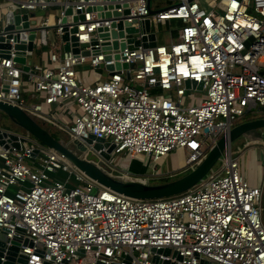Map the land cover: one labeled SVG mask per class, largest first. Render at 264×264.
<instances>
[{"label":"built area","instance_id":"built-area-1","mask_svg":"<svg viewBox=\"0 0 264 264\" xmlns=\"http://www.w3.org/2000/svg\"><path fill=\"white\" fill-rule=\"evenodd\" d=\"M63 1L7 0L11 11L25 10L29 21H36L28 27L36 28L34 49H50L44 62H30L23 71L15 61L14 39L10 49L0 48V100L67 134L72 143L86 145L78 154L102 163L110 175L142 183L156 176L122 164V169L117 163L112 167L122 153L128 154V162L143 161L144 154L161 162L180 151L185 156L181 169L194 167L241 118L254 111L264 114V0H178L157 10L152 0L150 5L148 0H78L75 8L83 10L84 19L75 24L74 34L89 56L63 48ZM99 4L104 9L94 8ZM51 6L60 7L56 22L49 14H36ZM125 8L130 9L126 15ZM115 10L121 15L103 16ZM172 18L182 25L177 39L165 44L144 47L146 33L129 34L125 25L123 36L111 35L113 22L129 21L140 28L146 19L152 26ZM73 26L70 15L68 28ZM51 28L56 33L52 40ZM99 28L109 38L102 39ZM114 40L125 42L124 50L103 49V42ZM137 42L136 48H128ZM117 61L133 66L105 68ZM82 66L88 69L81 71ZM28 87L30 97L42 102L27 100ZM90 136L114 144L110 160L101 155L107 147L95 150L85 141ZM24 137L20 149L0 147L5 254L17 237L27 264H264V157L256 184L240 168L243 149L231 148L187 191L135 199L101 186L57 152ZM36 148L39 152L32 156Z\"/></svg>","mask_w":264,"mask_h":264},{"label":"water","instance_id":"water-1","mask_svg":"<svg viewBox=\"0 0 264 264\" xmlns=\"http://www.w3.org/2000/svg\"><path fill=\"white\" fill-rule=\"evenodd\" d=\"M77 1L78 0H67L60 3L61 10L63 11L62 23L64 25V33L61 36L62 41H64L63 48L65 51H72L75 54L81 52L83 55L89 56V51L81 50L78 38L74 34L77 31V27L75 24L79 19H84V14L82 13L83 10L75 8ZM148 5H150V0H148ZM124 6L127 7L128 4L125 3ZM107 7L109 9H112V5H109ZM94 8L98 10L104 9L100 4ZM88 9L90 10L91 7H89ZM151 11L155 12L154 10ZM21 12L23 13V15L20 14ZM21 12L15 13L14 11L10 10L5 13V21L7 25L5 27L2 26L0 29V48L10 49V39L13 38L15 42L14 48L17 51L15 61L18 64L22 65L21 69L23 71H28L30 69L28 56L33 53V40L36 37V28L28 27L29 25H34L36 21H29V15L25 10H21ZM129 12L130 9L125 8L124 14L126 15ZM34 15L35 13L32 12L31 16ZM70 15H72V19L74 22V26L71 29L68 28V16ZM112 15L119 16L121 15V13L116 10L113 12L107 11L103 16L111 17ZM21 21H23L22 24ZM124 25L126 26V31L129 34L139 31L146 33V35L142 38L144 47H154L157 45V33L152 31L150 19H146L140 28L132 26V23L129 21L119 22L118 24L116 22H113L111 25L112 38L115 39L118 36L124 35V32L122 30ZM115 27H118V29L120 30H116ZM25 30H29L30 34H27ZM103 30L104 29L102 28L98 29L100 37L102 39L109 38V33L103 32ZM105 30H107V28ZM4 33H6V36H4ZM93 42L95 43L96 41L94 40ZM129 42H131V40H129ZM138 44L139 42H137L136 45H128V48L134 49ZM102 45L104 50L118 49L119 47L121 50H124V48L126 47L125 42H122L119 45L117 40H114L112 44L109 42H103ZM94 53H96V51H94ZM115 58L118 59L119 54H116ZM106 59H111V56L107 55ZM132 66L133 64H121L117 61L115 64L105 66V68L109 71H112L114 69L120 70L121 68L128 69ZM86 67L88 68V66ZM97 67L104 68V64H100ZM129 77L130 72L127 70V78L129 79ZM189 85L190 81H187V86L189 87ZM198 88L202 89V84H199ZM0 112L5 114L16 126L23 129L27 133V135L33 136L38 142L57 152L59 155L64 157L72 165L84 172L88 177L96 181L101 186L108 188L116 193L135 199H155L185 192L199 183L217 165V163L222 158L225 150L231 149L232 142L236 139L241 137L252 141L264 140V114L260 113L254 118L246 119L230 127L216 140V142L209 148L206 156L202 159V161L191 171L170 181L160 183H142L138 181H125L120 178L114 177L106 171L102 163L97 164L91 159H85L81 157L78 152H76L63 140L55 138L46 126L39 123L22 108L0 100ZM25 140L26 138L24 136H20L19 133L0 128V147L4 149L9 148L10 146L20 149L21 141ZM85 141L92 144L95 150H100L103 147H107V151H101V155L106 160H110L111 152L114 149L113 143L105 141L103 138H95L94 136H90ZM38 152L39 149L36 148L32 152H30V154L32 156H36ZM262 216L264 222V193ZM7 231V229H3L0 233V264H27V256L22 252L19 253L20 249L18 246L17 237L10 241L11 245L8 246L6 254L4 253L6 250L5 247L7 245L6 242L8 240L6 234ZM26 242H29V240H27ZM168 251L169 250L167 249L166 252ZM79 254L83 255V251H80Z\"/></svg>","mask_w":264,"mask_h":264},{"label":"rangeland","instance_id":"rangeland-1","mask_svg":"<svg viewBox=\"0 0 264 264\" xmlns=\"http://www.w3.org/2000/svg\"><path fill=\"white\" fill-rule=\"evenodd\" d=\"M203 2L206 3V1L208 0H201ZM7 0H0V29L2 27V14L5 11H10L11 7L7 6L8 4H6ZM178 0H152V8L154 9H161V8H167L168 6L177 3ZM6 4V6H5ZM3 5V6H1ZM12 9L17 10V7L14 6ZM56 9H58V6H51L48 10H37L36 14L38 16H47L48 14H53ZM249 12L254 13L255 11L253 10V8H250ZM170 21H164L158 24H153L152 25V31H154L155 33H157V40L159 44H165L170 42L171 40L175 41L178 37V31L174 30L172 32L171 27L169 26ZM50 40H52V38L49 37ZM47 49H50V46H43L41 49L38 47H35L34 52L28 56V61L32 62V64L35 63H42L45 60V52ZM103 74L105 76H107L106 71L103 70ZM31 89L32 87H28V93L26 92L25 96L27 98L28 101L31 102H42V99H37V98H31L30 97V93H31ZM202 93L201 92H196V96H200ZM70 102V100H67L65 102V104H68ZM47 109V108H46ZM68 111V110H67ZM260 113L263 114V112H258V111H254V112H250L247 115H245L243 118L240 119L239 122L244 121L246 119H250V118H254L257 115H259ZM238 122V123H239ZM68 123L69 124H73V118L71 116H69L68 119ZM6 125L8 127L7 130L12 131V132H16L19 133L23 136H28L29 139V143L32 144L33 141L34 142H38L33 136L31 135H27V133L19 128L18 126H16L14 123H12L10 121V119L7 116H4L0 113V128L4 129V126ZM47 128H49V130H56L54 127H52L51 125H45ZM60 139L63 140L65 143H67L71 148H73L76 152L80 153L86 148V145L80 144L79 142L76 143H72L71 140L69 139L68 135L65 133L60 132ZM247 139L245 138H238L235 141L232 142V148L233 149H237L238 147H242L245 143H246ZM208 142L210 143V139H208ZM209 150V149H208ZM208 152V151H207ZM207 154V153H206ZM264 157V151L263 152H258L257 148H250L247 149V151H245L244 153L241 154L239 162H240V168L245 169V164L249 163V159L252 161H254L256 164V167L261 163V159ZM184 159L185 156L182 152L180 151H172L168 154V156H166L163 161L161 162H154L151 161L149 159V157L144 154V160L143 161H132V162H128L130 160L128 154L126 153H122L119 156L116 157L115 161L113 162L112 167L116 166L117 164V168L120 169L121 167L119 166V164H122V168L126 169L127 167L129 168H133L134 170L132 171H140L137 168L141 167V170L143 169V171H148L149 173L152 172V174L156 175L155 177L151 178L150 183H160L163 182L162 180H173L176 179L182 175H184L185 173L191 171L194 167H196L199 163H195L194 167H190L187 169H181V165L184 163ZM136 163L135 166L137 167H133V163ZM117 163V164H116ZM218 165V163H217ZM216 165V166H217ZM121 168V169H122ZM259 168V172L257 171L256 168H254V172H258L259 176L262 173V169ZM136 172V171H135Z\"/></svg>","mask_w":264,"mask_h":264},{"label":"crops","instance_id":"crops-1","mask_svg":"<svg viewBox=\"0 0 264 264\" xmlns=\"http://www.w3.org/2000/svg\"><path fill=\"white\" fill-rule=\"evenodd\" d=\"M60 11V7L58 6V9H56V11L53 13V14H49V19L53 22H56L57 18L59 17V12ZM49 37L50 38H53V37H56V33H55V30L53 28H51L49 30ZM79 69H81V71H84L86 69H88L86 66H82V67H79ZM99 71H101L99 69ZM103 72V70L101 71ZM264 140L262 141H252V140H247L246 143L242 146V147H238V148H242L243 149V153L245 151H247V149H254V148H257L258 152H263L264 151ZM256 164L257 162L255 163L254 161H252V158L251 160L249 159V163L245 164V169H242V173L245 175V177L250 181L252 182L253 184H256L260 181V176L258 175L259 173V165L256 167ZM137 167V166H135ZM254 168L257 169L258 172H254ZM138 170L140 171H137V172H142L143 169L141 170V167H138L137 168Z\"/></svg>","mask_w":264,"mask_h":264},{"label":"trees","instance_id":"trees-1","mask_svg":"<svg viewBox=\"0 0 264 264\" xmlns=\"http://www.w3.org/2000/svg\"><path fill=\"white\" fill-rule=\"evenodd\" d=\"M170 22V27H171V30H172V32L174 31V30H177L178 31V28L182 25V22H181V20H179V19H176V18H172L171 20H169ZM1 113V112H0ZM2 115H4V116H6L5 114H3V113H1ZM4 126V129L5 130H7L8 128H6V127H8V126H6V125H3ZM48 130H49V128H47ZM51 133H52V135L55 137V138H57V139H60L61 137H60V131L59 130H49ZM137 162V161H136ZM135 165H136V163L134 162L133 163V167H135ZM132 170H134L133 168H132ZM135 171H137V170H135ZM163 182H165V181H168L167 179L166 180H162Z\"/></svg>","mask_w":264,"mask_h":264}]
</instances>
